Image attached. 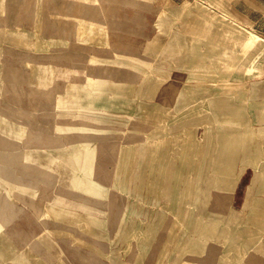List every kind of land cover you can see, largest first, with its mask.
I'll list each match as a JSON object with an SVG mask.
<instances>
[{
    "label": "rangeland",
    "instance_id": "obj_1",
    "mask_svg": "<svg viewBox=\"0 0 264 264\" xmlns=\"http://www.w3.org/2000/svg\"><path fill=\"white\" fill-rule=\"evenodd\" d=\"M127 5L160 36L129 46ZM247 30L264 38V0H0V222L18 203L56 227L17 250L0 223V264H264V41ZM161 84L166 107L144 102Z\"/></svg>",
    "mask_w": 264,
    "mask_h": 264
},
{
    "label": "crops",
    "instance_id": "obj_2",
    "mask_svg": "<svg viewBox=\"0 0 264 264\" xmlns=\"http://www.w3.org/2000/svg\"><path fill=\"white\" fill-rule=\"evenodd\" d=\"M126 8L127 9H124V11L121 13L117 9L115 11L114 15L116 18L121 19L122 21H124L125 23L128 24L127 25L128 29L125 31L126 32L125 34H127L130 37H133V40L130 39L131 42L128 43L129 46L138 47L142 43L141 40L146 42L155 36H156L155 38L160 36L159 34H161V31H160L159 25L157 23L158 22V16L155 13V11L153 12L152 9H150V7H145V5L143 7H140V8H135V7L127 5ZM244 25L247 26L246 24H244ZM247 27H249V26H247ZM99 31H103V30L100 29ZM108 33L110 36V31H107V35H108ZM111 38L114 39V36L112 35ZM102 40L103 39H102V35H101L100 39H98V40L96 39L95 41H93L94 43L93 42L91 43L92 47H94V48L102 47L103 45H101L99 43V41L102 42ZM119 40H122V38ZM45 41H48V40H45ZM49 43H50V41H49ZM113 44H114V42H113ZM127 83L131 85L132 82L129 80V82H127ZM176 96H177V94H176ZM147 97H149V99H147ZM149 100L150 101L155 100V103H153L152 105H156L160 108L166 107V98L163 97V93H162V84L160 86H158L153 91H152V89H149V90L146 89L145 90L144 102L149 101ZM112 110L111 111L113 112L114 115H117L120 113V112H117L116 109H112ZM131 110H132V107L128 106L126 111L130 112ZM127 116H128L129 120H132V119L137 120V119H140L141 117H143V116L139 117L137 115H135L134 117H132L131 115H127ZM143 119L146 122V118L143 117ZM86 158L87 157H83V159H86ZM1 159H7V158L6 157L2 158V155H1ZM1 168H2V166H0V169ZM6 168H4V165H3V169L5 170ZM3 169H1V171H0L1 174H3V172H4ZM18 169H19L18 165H16L15 170H16L17 180L19 179V170ZM95 170L98 171L100 169H98V167H96ZM6 171L7 170H5V173H6ZM101 171H103L102 166H101ZM101 171H100V173H101ZM89 173L92 176L99 175V172H95V173L89 172ZM95 177H96V179L99 178L97 176H95ZM14 210H15V218L11 219L10 221H7L6 224H4L3 222H0V223H1V227H2V225L6 226V228H5L6 236L8 237V235H9L11 240L15 241L16 249H17L19 247H22L21 245H23L22 244L23 241L33 240L37 235H39L41 233V226H42L41 221L45 222V219H46L45 215H46L47 211H41V213L38 214L36 211V208H32L31 210H28L27 208L23 207L22 205H19L18 203L15 204ZM30 219L32 221V225H31V227H26L25 223H27ZM53 220L54 219L48 218V220L46 219V222L48 223V227L49 228L52 227L51 229L54 231V230H56V227H55V222H53ZM65 220H66V218H64V221ZM36 228H38V230H36ZM51 229H49V230H51ZM51 237L55 238L54 236H51Z\"/></svg>",
    "mask_w": 264,
    "mask_h": 264
},
{
    "label": "bare ground",
    "instance_id": "obj_3",
    "mask_svg": "<svg viewBox=\"0 0 264 264\" xmlns=\"http://www.w3.org/2000/svg\"><path fill=\"white\" fill-rule=\"evenodd\" d=\"M198 1V0H197ZM214 1V0H213ZM191 2V1H190ZM212 7V6H211ZM171 12V11H170ZM249 18V17H248ZM163 21V20H162ZM238 22V21H237ZM243 28V27H242ZM248 31V30H247ZM156 32V31H155ZM249 32V34L250 35H248L247 37H243V36H241V37H239V38H237L238 40H239V42L240 43H242V44H244V45H246V46H252V47H255L256 45H257V41L258 40H261V42L262 41H264V38H262V37H260V36H258L257 34H255V33H252V32H250V31H248ZM158 34V33H157ZM152 36V35H151ZM153 37V36H152ZM156 37V36H155ZM154 37V38H155ZM163 37V36H162ZM166 37V36H165ZM164 38V37H163ZM234 38V37H233ZM185 39V38H184ZM153 40H155V39H153ZM149 41V40H148ZM235 41V40H234ZM122 42V41H121ZM260 42V41H259ZM146 43V42H145ZM231 43V42H230ZM42 44V43H41ZM262 44H264V42L262 43ZM154 45V44H153ZM232 45V44H231ZM146 46V45H145ZM149 46V45H148ZM150 47V46H149ZM259 47V46H258ZM256 48V47H255ZM150 49V48H149ZM188 50H190V49H188ZM264 50V49H263ZM148 51H150V50H148ZM186 51V50H185ZM238 51V50H237ZM147 52V51H146ZM187 52V51H186ZM232 52V51H231ZM262 52V51H261ZM143 53H144V51H143ZM253 53V52H252ZM184 54V53H183ZM250 54H251V52H250ZM151 55H153V54H151ZM227 55H229V54H227ZM231 55V54H230ZM226 56V55H225ZM250 56V55H249ZM258 56V55H257ZM264 56V55H263ZM154 58V57H153ZM187 58V57H186ZM263 58V57H262ZM182 59V58H181ZM206 59H208V58H206ZM181 61V60H180ZM182 61H184V60H182ZM249 61H250V59H249ZM163 62V61H162ZM166 62H167V60H166ZM178 63V62H177ZM179 64H180V62H179ZM240 64V63H239ZM170 65V64H169ZM235 67V66H234ZM239 67H241V66H239ZM239 69V68H238ZM185 70V69H184ZM242 70V69H241ZM258 71V70H257ZM148 72V71H147ZM187 72V71H186ZM150 75V74H149ZM127 81H128V79H127ZM133 81V80H132ZM225 81H218L217 82V84L220 86L222 83H224ZM226 82H229L230 84H231V86L232 85H234L235 83H238V82H234V81H226ZM244 82H246V81H244ZM243 82V83H244ZM149 90V89H148ZM82 101H84V100H82ZM85 105V104H84ZM87 106V105H86ZM91 107V106H90ZM93 108V107H92ZM115 108V107H114ZM118 109V108H117ZM113 111V110H112ZM83 121H86V120H83ZM62 122V121H61ZM88 122V121H87ZM78 123H79V121H78ZM77 123V124H78ZM83 123V122H82ZM80 124V123H79ZM83 124H85V123H83ZM63 128H64V126H62ZM74 127H76V126H74ZM62 128V129H63ZM61 129V131H63ZM67 129V128H66ZM71 129V128H70ZM83 129V128H82ZM86 129H87V127H86ZM85 129V130H86ZM73 130V129H72ZM75 130V129H74ZM80 130H81V128H80ZM96 132V131H95ZM105 132V131H104ZM215 136V135H214ZM232 136V135H231ZM230 136V137H231ZM241 136V135H240ZM263 136V135H262ZM235 137V136H234ZM180 138H182V137H180ZM218 140V139H217ZM212 142V141H211ZM257 143V142H256ZM153 144V143H152ZM228 144V143H227ZM233 144H234V142H233ZM233 144L231 143V145L233 146ZM224 145V144H223ZM216 147V146H215ZM224 149V148H223ZM232 149V148H231ZM230 149V150H231ZM215 150V149H214ZM232 152V151H231ZM227 154H228V151H227ZM240 154V153H239ZM8 156V155H7ZM210 159V158H209ZM228 173H230V172H228ZM260 174H261V172L258 170V168L257 169H255V172H254V180H253V182H255V180L256 181H258L259 180V176H260ZM215 176V175H214ZM261 177V176H260ZM207 183H209V178H208V182ZM197 192H198V194H199V187H198V185H196V194H197ZM231 192H233V190H230V191H226V189L225 190H223V193L221 194V195H218V196H216V198H215V206L218 208V209H223V208H226L227 207V205H228V203L227 202H229V200H230V197H231ZM228 193V194H227ZM230 193V194H229ZM197 198H198V196H197ZM211 198V197H210ZM211 200V199H210ZM105 204V203H104ZM255 205V204H254ZM264 206V205H263ZM103 210V209H102ZM101 211V210H100ZM102 213H104L103 211H101ZM101 214V213H100ZM103 215V214H102ZM107 216V215H106ZM105 221H106V219H105ZM107 222V221H106ZM126 224V223H125ZM126 226V225H125ZM123 227V226H122ZM179 229V228H178ZM124 231V230H123ZM179 231V230H178ZM56 238V237H55ZM171 241H173V240H171ZM68 243H69V241H68ZM170 244H172V243H170ZM109 245V244H108ZM67 246H68V244H67ZM73 246V245H72ZM75 246V245H74ZM69 247V246H68ZM170 247V246H169ZM76 248V247H75ZM74 248V249H75ZM88 249V248H87ZM78 251V250H77ZM251 251V250H250ZM88 252V251H87ZM76 253H78V252H76ZM252 253H254V252H252ZM84 254V253H83ZM98 255V254H97ZM84 256H87V255H84ZM79 257V256H78ZM248 257V256H247ZM80 258H82V257H80ZM83 259V258H82ZM164 259V258H163ZM246 259V258H245ZM84 260V259H83ZM92 260V259H91ZM85 261V260H84ZM163 261V260H162ZM93 262V261H92ZM97 262H99V261H97ZM247 262V261H246ZM92 264V263H91Z\"/></svg>",
    "mask_w": 264,
    "mask_h": 264
}]
</instances>
